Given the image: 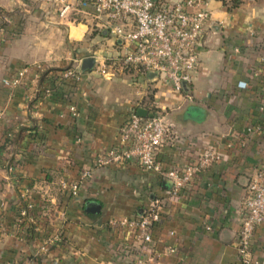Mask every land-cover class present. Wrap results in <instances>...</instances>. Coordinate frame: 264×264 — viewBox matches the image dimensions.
Here are the masks:
<instances>
[{
    "label": "crops",
    "instance_id": "1",
    "mask_svg": "<svg viewBox=\"0 0 264 264\" xmlns=\"http://www.w3.org/2000/svg\"><path fill=\"white\" fill-rule=\"evenodd\" d=\"M80 2L0 0V264H130L147 251L152 264H242L246 186L264 158V0L210 3L198 66L182 91L136 68L101 74L127 44ZM88 57L93 66L83 70ZM24 68L18 85L3 83ZM66 69L79 76L64 77ZM150 105L176 130L156 153L164 169L220 154L175 197L167 177L136 163L94 164L128 115ZM63 179H81L76 195L60 188ZM24 199L33 234L15 223ZM153 199L163 212L148 245L110 224L135 218ZM90 203L99 211H87ZM251 255L264 261V224Z\"/></svg>",
    "mask_w": 264,
    "mask_h": 264
},
{
    "label": "built area",
    "instance_id": "2",
    "mask_svg": "<svg viewBox=\"0 0 264 264\" xmlns=\"http://www.w3.org/2000/svg\"><path fill=\"white\" fill-rule=\"evenodd\" d=\"M214 0H81L80 7L98 17H105L109 33L127 44L125 51L114 58L111 65H102L99 72L113 74L115 70L136 68L151 72L162 83L176 91L192 81L199 56L198 45L204 29L210 23L209 5ZM229 6L234 0H218ZM66 7L62 9L61 14ZM126 24H128L126 26ZM0 31L3 27L0 26ZM26 73L19 70L8 86L18 85ZM80 71L66 69L64 77L77 78ZM191 98L190 94L186 95ZM76 114L74 105L69 107ZM176 130L167 113L150 105L145 116L132 111L118 131L117 143L102 150L95 158L97 167L119 166L136 163L146 171L160 173L168 178L169 194L178 196L192 182L195 175L220 159V154L207 150L196 163L182 167L163 168L156 153L175 138ZM90 175L86 169L81 173ZM80 180H61L60 188L76 195ZM163 206L160 199H153L135 218L111 220L110 224L128 227L137 241L148 245L152 241V228L160 220ZM23 215L24 211H20ZM264 224V158L260 161L246 186L240 227L237 232L236 249L242 264H264L251 255V243L255 228ZM45 251V246L40 248ZM151 251L140 253L130 264H152Z\"/></svg>",
    "mask_w": 264,
    "mask_h": 264
},
{
    "label": "trees",
    "instance_id": "3",
    "mask_svg": "<svg viewBox=\"0 0 264 264\" xmlns=\"http://www.w3.org/2000/svg\"><path fill=\"white\" fill-rule=\"evenodd\" d=\"M238 0H234V4L237 3ZM158 109V108H157ZM160 110V109H159ZM28 202L27 200H22L21 205H19L17 213H16V217H15V223L19 226V227H25L27 232L29 233H34V222L33 221H29V216H31L32 214L29 213V207L27 206ZM24 211V214L21 215L20 211Z\"/></svg>",
    "mask_w": 264,
    "mask_h": 264
},
{
    "label": "water",
    "instance_id": "4",
    "mask_svg": "<svg viewBox=\"0 0 264 264\" xmlns=\"http://www.w3.org/2000/svg\"><path fill=\"white\" fill-rule=\"evenodd\" d=\"M93 63H94L93 58H91V57L85 58L83 60V63H82V69L86 70V69L91 68L93 66ZM136 113L139 116H145L146 113H147V110L144 109V108H138L136 110ZM99 209H100L99 205L98 204H93V203L88 204L87 207H86V210L91 212V213H96V212L99 211Z\"/></svg>",
    "mask_w": 264,
    "mask_h": 264
}]
</instances>
